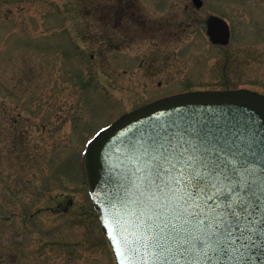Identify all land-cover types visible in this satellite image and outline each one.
<instances>
[{
	"label": "rangeland",
	"instance_id": "374dc122",
	"mask_svg": "<svg viewBox=\"0 0 264 264\" xmlns=\"http://www.w3.org/2000/svg\"><path fill=\"white\" fill-rule=\"evenodd\" d=\"M223 1L209 4L232 21L220 49L200 24L111 17L117 0H0V264H116L80 167L95 131L171 93L264 95V0ZM161 14L145 19L187 16Z\"/></svg>",
	"mask_w": 264,
	"mask_h": 264
},
{
	"label": "water",
	"instance_id": "95a60500",
	"mask_svg": "<svg viewBox=\"0 0 264 264\" xmlns=\"http://www.w3.org/2000/svg\"><path fill=\"white\" fill-rule=\"evenodd\" d=\"M210 25L227 45L228 25ZM84 169L118 264H264L263 95L149 104L100 132Z\"/></svg>",
	"mask_w": 264,
	"mask_h": 264
},
{
	"label": "flooded vegetation",
	"instance_id": "af4514ba",
	"mask_svg": "<svg viewBox=\"0 0 264 264\" xmlns=\"http://www.w3.org/2000/svg\"><path fill=\"white\" fill-rule=\"evenodd\" d=\"M120 2L119 7H115L116 13L113 12L114 8H108V10H111L109 13L111 17L114 15V18L116 17L117 19H122V20H127L130 22L133 27L137 26L138 28H141L142 30H146V25H150L148 29L150 32L152 30H156L158 28L159 32L160 30L163 31H168L171 25L175 24H180L183 25L185 24H192V25H202L203 26V32L205 33L204 36L208 39V43H210L213 47L215 48H226L228 46H222L215 44L214 42L211 41L210 35H209V24L210 21L213 18L221 17L225 20H230L228 17L229 11L224 9L226 12L220 11V12H214L210 7L209 4L211 3L212 0H117ZM214 1V0H213ZM224 4L230 5L233 3L234 5H238V0L236 1H223ZM245 5L247 4H252V2H243ZM246 7V6H244ZM257 7V5H255ZM184 9L187 12L186 17H178V16H172V18L166 20L164 23L168 24L165 28H161L160 25L162 23L161 20H157L155 17L148 18L147 20L145 19V13L147 11H151L152 13H155L157 16H159L162 11H165L166 9ZM258 8V7H257ZM153 10V11H152ZM258 14L260 15L261 11L258 8ZM172 12V11H170ZM167 13V11L165 12ZM163 15V14H161ZM156 16V17H157ZM261 16V15H260ZM264 18V17H262ZM177 19L179 21H177ZM231 21V20H230ZM232 22V21H231ZM128 27L127 29H124V32L126 30L129 33H133L131 37L136 36L135 29L133 27ZM138 32V31H137ZM155 38V37H153ZM221 49V48H220Z\"/></svg>",
	"mask_w": 264,
	"mask_h": 264
},
{
	"label": "snow or ice",
	"instance_id": "6c2138e0",
	"mask_svg": "<svg viewBox=\"0 0 264 264\" xmlns=\"http://www.w3.org/2000/svg\"><path fill=\"white\" fill-rule=\"evenodd\" d=\"M194 179L197 180L198 182H202V180H203L202 177H194ZM231 214H232L233 216H235V215H236V212L233 211Z\"/></svg>",
	"mask_w": 264,
	"mask_h": 264
}]
</instances>
